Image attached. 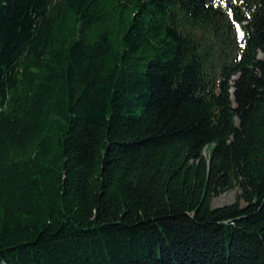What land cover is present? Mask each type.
<instances>
[{
  "label": "trees",
  "instance_id": "1",
  "mask_svg": "<svg viewBox=\"0 0 264 264\" xmlns=\"http://www.w3.org/2000/svg\"><path fill=\"white\" fill-rule=\"evenodd\" d=\"M0 264H264V0H0Z\"/></svg>",
  "mask_w": 264,
  "mask_h": 264
},
{
  "label": "rangeland",
  "instance_id": "2",
  "mask_svg": "<svg viewBox=\"0 0 264 264\" xmlns=\"http://www.w3.org/2000/svg\"><path fill=\"white\" fill-rule=\"evenodd\" d=\"M202 153L204 156L207 155V153H208L207 148H205ZM239 193H240L239 190L234 188L228 192L217 195V196L213 197V199L211 201V206L213 208H217V207L229 205L237 199ZM241 205L244 206V203L241 202Z\"/></svg>",
  "mask_w": 264,
  "mask_h": 264
}]
</instances>
